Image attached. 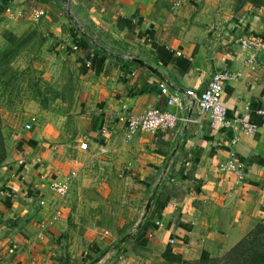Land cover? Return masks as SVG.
Wrapping results in <instances>:
<instances>
[{
	"label": "crops",
	"instance_id": "0c3cea01",
	"mask_svg": "<svg viewBox=\"0 0 264 264\" xmlns=\"http://www.w3.org/2000/svg\"><path fill=\"white\" fill-rule=\"evenodd\" d=\"M34 7L44 10L42 21L55 42L64 38L65 49L76 51L85 85L78 109L82 139L58 130L51 141L31 138L22 145L24 153L5 171L4 185L16 189L9 185L0 202V264H54L55 239L68 230L67 222L65 216L53 226L41 222L56 207L72 208L69 197L63 201L49 187L71 171V189L82 192L104 183V170L123 165L136 182L131 190L145 195L146 204L151 200L140 238L146 232L174 260L222 256L264 219V47L254 67L247 64L252 51L239 43L244 34L264 41V9L229 15L206 0H0V16L21 20ZM223 70L234 74L222 95L227 116L237 120L233 129L212 127L187 99L169 106L161 93L162 82L177 93L203 90ZM152 107L193 120L125 140L117 117ZM241 119L258 123L257 132H242ZM232 154L244 164L241 183L221 166ZM38 198L46 201L43 208ZM13 206L17 214L9 211ZM19 220L17 231L6 227ZM12 239L18 251L8 258Z\"/></svg>",
	"mask_w": 264,
	"mask_h": 264
},
{
	"label": "rangeland",
	"instance_id": "374dc122",
	"mask_svg": "<svg viewBox=\"0 0 264 264\" xmlns=\"http://www.w3.org/2000/svg\"><path fill=\"white\" fill-rule=\"evenodd\" d=\"M206 1L215 12L229 15L245 8L264 9V0ZM26 17L0 16V202L6 199L5 189H16L12 182L4 186L6 173L24 153L21 147L29 139L48 142L58 130L65 137L82 139L78 109L85 85L76 51L65 49L64 38L56 41L59 43L55 47V37L42 21L43 16L35 20L30 12ZM32 116L38 121L27 131L24 125ZM124 129L125 140L136 133ZM110 138L108 135L106 139ZM104 171L107 180L98 181L97 187L82 192L72 187L65 196L52 191L63 201L68 197L72 200L69 212L63 207L51 211L50 217L59 209L57 221L65 216L68 226L55 239L56 246L53 244L58 255L54 264H186L185 260L201 264L196 259L164 256L163 249L146 232L140 238L147 218L146 196L131 190L136 182L123 165ZM14 209L9 211L19 210ZM3 213L0 207V220ZM20 223L7 221L6 227L14 232Z\"/></svg>",
	"mask_w": 264,
	"mask_h": 264
},
{
	"label": "built area",
	"instance_id": "2783aa9c",
	"mask_svg": "<svg viewBox=\"0 0 264 264\" xmlns=\"http://www.w3.org/2000/svg\"><path fill=\"white\" fill-rule=\"evenodd\" d=\"M67 3H65L66 5ZM32 17L35 20L40 19L44 15V10L41 8L34 7L31 9ZM239 43L242 49L252 51L251 55L247 60V64L256 67L257 66V53L264 47V41L253 34H244L239 38ZM76 49V46H74ZM234 78V74L228 72L227 70L216 71L213 73L211 79L209 80L207 86L203 90H195L192 88L181 89V93L172 91L173 87L162 82L160 84L161 93L166 97V103L169 106L181 107L183 105V100L187 99L190 103V109L192 110L196 107L200 114L206 115L209 120V124L214 128H224L233 129L237 124V120H233L227 116V110L223 104L222 95L224 91V84L227 80ZM172 88V89H171ZM176 90V89H174ZM260 114L264 115V110L259 111ZM119 123L126 127L129 133H135L138 131H154L160 129H172L179 121H183L185 124H189L193 120L191 114L188 116H180L175 110L161 109L158 107H152L145 112L135 115H119L117 117ZM37 123V117L32 116L29 121L24 125L25 130H31ZM240 128L242 132L248 135H253L257 132L259 125L253 120L239 121ZM103 133H107L108 129H102ZM236 138L233 139V143H236ZM82 148H87L86 143H82ZM232 158L229 159L222 168H228L236 175L237 182L241 183L245 179L246 172L244 169L243 162H237L232 154ZM76 175L75 171H71L70 175L66 176L64 179H54L50 182L49 187L52 191L60 196H65L71 189L73 179ZM6 186V185H4ZM46 201L44 199L38 198V206L44 207ZM60 211L56 210L51 218L48 220H43L42 228L46 227L47 224H52L59 219ZM44 231L41 229L39 236H43ZM174 241L173 239L171 240ZM18 251V243L14 241L8 248L7 255L8 258H12L16 255ZM25 264V263H19Z\"/></svg>",
	"mask_w": 264,
	"mask_h": 264
},
{
	"label": "trees",
	"instance_id": "16d2710c",
	"mask_svg": "<svg viewBox=\"0 0 264 264\" xmlns=\"http://www.w3.org/2000/svg\"><path fill=\"white\" fill-rule=\"evenodd\" d=\"M195 262L201 264H264V219L223 256L199 258ZM184 263L191 264V261L185 260Z\"/></svg>",
	"mask_w": 264,
	"mask_h": 264
},
{
	"label": "water",
	"instance_id": "95a60500",
	"mask_svg": "<svg viewBox=\"0 0 264 264\" xmlns=\"http://www.w3.org/2000/svg\"><path fill=\"white\" fill-rule=\"evenodd\" d=\"M150 206H151V200H148L147 204H146V215H148V211L150 209ZM98 259H96L97 261ZM91 264H94V262H92Z\"/></svg>",
	"mask_w": 264,
	"mask_h": 264
}]
</instances>
